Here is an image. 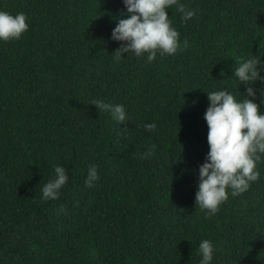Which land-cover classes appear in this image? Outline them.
<instances>
[{
  "label": "trees",
  "instance_id": "16d2710c",
  "mask_svg": "<svg viewBox=\"0 0 264 264\" xmlns=\"http://www.w3.org/2000/svg\"><path fill=\"white\" fill-rule=\"evenodd\" d=\"M179 2L195 12L182 21L167 10L181 47L149 63L147 53L114 60L123 0H0L29 25L0 40V264H200L205 239L210 264H264V154L259 179L228 189L215 215L195 203L207 93L245 98L234 71L241 58L264 61V0ZM251 87L264 113V81ZM97 100L123 105L127 120ZM57 165L68 180L45 200Z\"/></svg>",
  "mask_w": 264,
  "mask_h": 264
},
{
  "label": "clouds",
  "instance_id": "9594fccd",
  "mask_svg": "<svg viewBox=\"0 0 264 264\" xmlns=\"http://www.w3.org/2000/svg\"><path fill=\"white\" fill-rule=\"evenodd\" d=\"M123 3L130 15L120 19L112 30V39L126 42L113 52L117 62L123 59L122 53L129 52L138 57L147 53L149 63L155 60L158 52L161 56L174 55L181 47L180 33L172 26L167 10L175 6L182 14V21L195 15L193 10L179 0H123ZM26 19L23 12L12 15L0 10V40L20 39L29 27ZM183 47H188L186 40ZM261 69H264V61L259 57L240 59L234 76L239 83L248 85L242 101H238L226 89L207 93L210 103L204 119L208 126L209 151L206 161L199 166L198 191L195 194L196 206L205 211V218L215 215L220 205L228 199V189L232 190V196H237L246 192L251 182L259 179L260 173L256 170V165L264 154V113L248 97L256 94L251 85L257 80L264 81V76L260 75ZM92 104L100 111L111 112L113 118L120 123L127 120L123 105H112L99 100ZM144 127L151 132L156 125L149 123ZM154 148L153 145L152 149L140 155L147 158L152 155ZM54 171V179L42 188L45 200L58 199L59 190L68 180L63 166H55ZM97 179V166L91 165L86 186L92 187ZM198 251L202 257L200 264H210L214 252L212 242L202 240Z\"/></svg>",
  "mask_w": 264,
  "mask_h": 264
}]
</instances>
